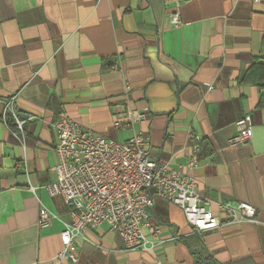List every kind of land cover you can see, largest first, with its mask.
<instances>
[{
  "label": "crops",
  "instance_id": "crops-1",
  "mask_svg": "<svg viewBox=\"0 0 264 264\" xmlns=\"http://www.w3.org/2000/svg\"><path fill=\"white\" fill-rule=\"evenodd\" d=\"M253 57L264 58V0H0V264H264V87L249 78ZM12 95L22 130L2 117ZM126 102L148 109L134 130L150 157L171 167L194 157L185 170L213 213L223 220L219 202L244 201L256 222L195 232L157 200L153 221L177 240L128 251L102 224L82 233L77 263L59 258L70 219L44 188L56 178L54 124L65 111L125 141L133 130L112 122ZM241 118L251 139L230 146ZM41 204L57 216L50 226L37 224Z\"/></svg>",
  "mask_w": 264,
  "mask_h": 264
},
{
  "label": "built area",
  "instance_id": "built-area-1",
  "mask_svg": "<svg viewBox=\"0 0 264 264\" xmlns=\"http://www.w3.org/2000/svg\"><path fill=\"white\" fill-rule=\"evenodd\" d=\"M259 2L261 0H253ZM170 23L180 24L177 12L169 16ZM12 95L3 103L2 117H11L18 130L23 120L19 116ZM148 109H137L128 102L115 115V129L133 130L125 141L84 128L65 111L58 115L54 127V151L57 162L53 169L55 181L44 186L50 197L60 196L69 205V221L60 232L62 249L58 257L78 262L77 241L89 228L106 224L117 232L124 249L148 251L175 241L178 236L164 238L158 223L150 213L151 206L160 200L178 206L186 223L195 232L214 231L225 225L256 222V209L244 201L226 200L217 204L225 217L213 213L211 200L200 195L194 176L186 169L196 165L193 157L184 167H171L149 156L147 139L134 126L146 119ZM236 132L229 139L230 146L249 143L252 128L245 118L235 122ZM31 191L35 187L30 186ZM57 216L40 205L37 224L50 226Z\"/></svg>",
  "mask_w": 264,
  "mask_h": 264
},
{
  "label": "trees",
  "instance_id": "trees-1",
  "mask_svg": "<svg viewBox=\"0 0 264 264\" xmlns=\"http://www.w3.org/2000/svg\"><path fill=\"white\" fill-rule=\"evenodd\" d=\"M250 68L248 71L249 78L251 82L254 84L260 86L261 88L264 87V58L260 59L257 57H253L251 59ZM264 101L262 100L260 102V105H263ZM11 117H7L9 124L11 125V122L9 121ZM202 251V250H201ZM202 258L205 259L203 254L201 253Z\"/></svg>",
  "mask_w": 264,
  "mask_h": 264
},
{
  "label": "water",
  "instance_id": "water-1",
  "mask_svg": "<svg viewBox=\"0 0 264 264\" xmlns=\"http://www.w3.org/2000/svg\"><path fill=\"white\" fill-rule=\"evenodd\" d=\"M19 116H20L21 118H24V117L27 116V114H26L23 110H19ZM150 209H152V206H151ZM207 264H209V263H207Z\"/></svg>",
  "mask_w": 264,
  "mask_h": 264
}]
</instances>
